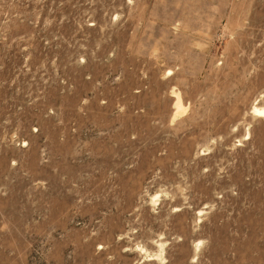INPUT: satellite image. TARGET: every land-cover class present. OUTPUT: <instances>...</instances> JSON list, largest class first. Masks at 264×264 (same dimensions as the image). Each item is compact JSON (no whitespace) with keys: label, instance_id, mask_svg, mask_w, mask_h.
<instances>
[{"label":"rangeland","instance_id":"374dc122","mask_svg":"<svg viewBox=\"0 0 264 264\" xmlns=\"http://www.w3.org/2000/svg\"><path fill=\"white\" fill-rule=\"evenodd\" d=\"M253 108L264 0H0V264H264Z\"/></svg>","mask_w":264,"mask_h":264},{"label":"bare ground","instance_id":"6f19581e","mask_svg":"<svg viewBox=\"0 0 264 264\" xmlns=\"http://www.w3.org/2000/svg\"><path fill=\"white\" fill-rule=\"evenodd\" d=\"M175 102L179 103L180 101H175ZM177 103H176V105H177ZM181 109H182V111H183V108L181 107V104H178V106H177L178 113H180L179 111H181ZM177 110H176V111H177ZM253 110H254V108H253ZM255 110H256V111H255ZM255 110H254V112H256L257 114H259L260 117H261V116L264 117V111H263V110H259L258 108L255 109ZM256 113H255V115H256ZM253 114H254V113H253Z\"/></svg>","mask_w":264,"mask_h":264}]
</instances>
